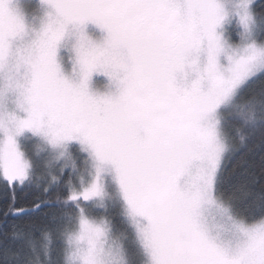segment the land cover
Returning <instances> with one entry per match:
<instances>
[{
    "label": "snow or ice",
    "instance_id": "snow-or-ice-1",
    "mask_svg": "<svg viewBox=\"0 0 264 264\" xmlns=\"http://www.w3.org/2000/svg\"><path fill=\"white\" fill-rule=\"evenodd\" d=\"M257 81L264 0H0V182L42 194L6 216H43L4 232L2 264H52L57 236L60 264H132L129 239L139 264H264V219L241 218L224 166L264 135ZM110 203L119 233L89 210Z\"/></svg>",
    "mask_w": 264,
    "mask_h": 264
},
{
    "label": "trees",
    "instance_id": "trees-1",
    "mask_svg": "<svg viewBox=\"0 0 264 264\" xmlns=\"http://www.w3.org/2000/svg\"><path fill=\"white\" fill-rule=\"evenodd\" d=\"M264 88V81H257L251 86L248 95L259 98L261 89ZM80 158H78L79 160ZM81 161V160H80ZM225 176L227 178L226 189L235 193L239 197V204L246 215L241 216L246 221H257L264 219L260 214L259 195L264 192V135L257 132L248 141L247 146L242 151H238L225 161ZM248 193L245 197L242 191ZM41 193L35 189H26L24 191L16 190L14 193L9 190L2 182H0V247H10L11 241L5 238L4 232L10 231L11 226L15 223L23 225L29 221L37 223L43 222V216L39 212L33 211L31 215H7L14 208L32 209L34 201L41 197ZM65 190L61 186L44 199L49 203H54L58 197H63ZM91 206V205H89ZM117 209V208H116ZM112 209L108 215L115 232H121L126 229V220L121 211ZM90 210V208H89ZM48 211L57 215L60 209L53 208ZM95 215H100L96 210H90ZM73 227V222H72ZM39 235V232L36 233ZM56 243L53 245L52 264H60L61 261V245L59 244V236L55 237ZM127 250L132 255L133 248L131 239L127 242ZM3 257H0L2 264Z\"/></svg>",
    "mask_w": 264,
    "mask_h": 264
},
{
    "label": "rangeland",
    "instance_id": "rangeland-1",
    "mask_svg": "<svg viewBox=\"0 0 264 264\" xmlns=\"http://www.w3.org/2000/svg\"><path fill=\"white\" fill-rule=\"evenodd\" d=\"M19 2L24 7L25 11L30 13L35 8L36 4L38 3V0H19ZM89 32L92 33L93 35L97 36V37L101 35L100 30L98 28H96L95 26L90 25L89 26ZM230 36L234 42H238V37L236 36L234 31L230 30ZM95 79H96V82L98 84H104L107 82L106 78H104L102 76H98ZM21 147H22V151H24L26 154H29L31 156V158L37 160L40 163L41 167L43 166V156L37 157L35 155L36 147H35V141L34 140H25L22 138ZM74 155L76 156V163L78 165H82V161H80L81 160L80 155L78 153H74ZM78 158H80V159L78 160ZM67 163L70 164V163H72V161L69 160V161H67ZM89 208H90V210L98 211L100 214L103 213L107 217H108L109 213L112 211V209L117 208L116 210L121 211V213H122V206L120 204H114L113 205L110 203L109 209L106 213L104 212V209L95 208L93 205L89 206ZM246 222H259V220H257V221H246ZM73 227H75L74 221H73ZM116 233H119V232L117 231ZM131 244H132V242H131ZM132 248H133L132 255H130L129 254L130 252H128V257L132 261V264H139V262H140L139 250L133 244H132Z\"/></svg>",
    "mask_w": 264,
    "mask_h": 264
}]
</instances>
